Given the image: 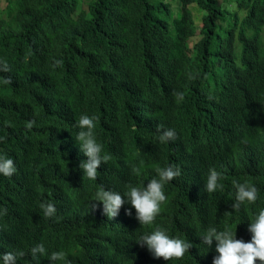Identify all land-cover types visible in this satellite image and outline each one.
<instances>
[{
    "label": "trees",
    "instance_id": "16d2710c",
    "mask_svg": "<svg viewBox=\"0 0 264 264\" xmlns=\"http://www.w3.org/2000/svg\"><path fill=\"white\" fill-rule=\"evenodd\" d=\"M3 1L0 62L10 71H0V157L16 172L0 174V264L20 251L16 264H50L58 251L66 260L55 264H212L216 241L201 240L208 229L251 241L264 210V0H176L202 11L198 28L171 16L166 0ZM191 26L199 37L188 45ZM82 115L95 118L111 157L95 181L79 167L88 159L76 141ZM164 129L176 140L162 143ZM169 166L181 174L164 185L151 226L130 203L109 218L93 201L101 188L127 200L130 186ZM210 169L221 173L214 193ZM243 183L257 200L234 209ZM48 202L53 218L40 207ZM157 227L192 244L181 261L138 244ZM39 244L46 253L33 258Z\"/></svg>",
    "mask_w": 264,
    "mask_h": 264
},
{
    "label": "clouds",
    "instance_id": "9594fccd",
    "mask_svg": "<svg viewBox=\"0 0 264 264\" xmlns=\"http://www.w3.org/2000/svg\"><path fill=\"white\" fill-rule=\"evenodd\" d=\"M57 64L60 62L57 61ZM3 66L0 71H10L6 62H0ZM11 78H5L4 84H11ZM179 99H183L182 93H177ZM30 126V125H29ZM77 127L80 131L77 133L76 141L80 145L81 151L87 156V161L79 165L83 170L84 176L87 179L95 181L98 175V168L102 163H106L111 157L107 154L102 155L103 146L97 142L94 134L96 127L95 118L87 115H82L78 121ZM162 127V126H161ZM158 130H160L158 128ZM177 138L176 132L173 129H164L160 135L162 143L175 141ZM5 138L0 137V142ZM159 179H152L147 182L144 187L130 186L127 193L128 199L122 198V195L110 190L100 189L95 194L93 201L100 202L103 205L104 213L113 218L118 215L119 210L125 203H130L135 209L136 219L140 225L151 226L156 217L161 213V206L166 203L167 197L164 193V185L167 182L180 176L181 172L178 168L169 166L164 169H158ZM16 172V167L13 159L0 157V174L5 177H11ZM134 172L139 174V169H134ZM221 178V173L215 169H210L206 182V191L214 193L223 185L218 181ZM235 202L232 208L239 209L245 202L252 204L257 200L258 190L254 185L243 183L236 184ZM92 201V202H93ZM96 206L94 203L91 205ZM45 218H53L56 215L57 209L51 202L42 203L40 205ZM7 209L4 210L6 214ZM126 214H131L126 211ZM252 236L250 242H244L235 239V234L230 228L223 231H217L215 228H210L201 237L202 243L207 247H211L213 240L216 241V252L218 255L213 258L212 264H264V210H261L256 216L254 222L250 223L248 229ZM141 246H146L148 251L154 258L169 260H181L185 253L189 252L192 244L180 238H170L164 230L157 227L150 234L143 235L138 242ZM46 250L42 244L36 245L31 249V255L36 258L37 255H44ZM25 253H5L2 257L3 264H16L18 257H23ZM66 253L63 251L53 252L49 261L50 264H55L58 261H65Z\"/></svg>",
    "mask_w": 264,
    "mask_h": 264
},
{
    "label": "rangeland",
    "instance_id": "374dc122",
    "mask_svg": "<svg viewBox=\"0 0 264 264\" xmlns=\"http://www.w3.org/2000/svg\"><path fill=\"white\" fill-rule=\"evenodd\" d=\"M169 4V10L171 12V16H175L179 12L182 13L184 16H186L190 20V24L194 25L198 28L201 24V14L202 11L195 5V4H189V5H179L176 0H166ZM4 5V1L0 0V7ZM83 8H86L85 3L82 4ZM191 26V34L190 38L188 39V45H192V43L198 39L199 34L198 31Z\"/></svg>",
    "mask_w": 264,
    "mask_h": 264
},
{
    "label": "bare ground",
    "instance_id": "6f19581e",
    "mask_svg": "<svg viewBox=\"0 0 264 264\" xmlns=\"http://www.w3.org/2000/svg\"><path fill=\"white\" fill-rule=\"evenodd\" d=\"M181 261V260H180Z\"/></svg>",
    "mask_w": 264,
    "mask_h": 264
}]
</instances>
